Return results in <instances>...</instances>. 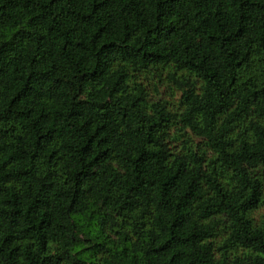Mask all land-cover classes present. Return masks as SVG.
Wrapping results in <instances>:
<instances>
[{
    "label": "trees",
    "instance_id": "obj_1",
    "mask_svg": "<svg viewBox=\"0 0 264 264\" xmlns=\"http://www.w3.org/2000/svg\"><path fill=\"white\" fill-rule=\"evenodd\" d=\"M0 264H264V0H0Z\"/></svg>",
    "mask_w": 264,
    "mask_h": 264
}]
</instances>
